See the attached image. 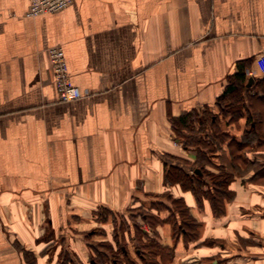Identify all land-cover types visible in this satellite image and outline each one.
I'll use <instances>...</instances> for the list:
<instances>
[{
  "label": "crops",
  "instance_id": "crops-1",
  "mask_svg": "<svg viewBox=\"0 0 264 264\" xmlns=\"http://www.w3.org/2000/svg\"><path fill=\"white\" fill-rule=\"evenodd\" d=\"M29 4L0 0V264H143L149 247L155 264H264V113L218 107L240 72V104L264 107V0ZM57 44L78 100H58ZM204 111L249 144L185 146Z\"/></svg>",
  "mask_w": 264,
  "mask_h": 264
},
{
  "label": "trees",
  "instance_id": "trees-1",
  "mask_svg": "<svg viewBox=\"0 0 264 264\" xmlns=\"http://www.w3.org/2000/svg\"><path fill=\"white\" fill-rule=\"evenodd\" d=\"M245 74L240 72L237 76H236V81L229 84L227 89L225 90L224 94L221 96V98L219 99L218 102V107L220 110L219 114H224V116L226 115H231L230 120L228 121V124L231 123L233 121V119H236L242 112L243 107L245 108V110L248 112L249 116H248V123L249 125H251L252 123H255L256 125L259 124L260 121V117L256 118V116H258L257 114L259 113L260 115L262 114V110L258 109L259 107L256 106L254 109L255 112H253L254 114H252L251 110L249 109L248 106L246 105H241L240 102L242 101L239 95L240 92V88H241V82L245 81ZM247 84H249V80L247 82ZM228 97V98H226ZM227 99H231V103L227 104ZM264 113V112H263ZM204 117L200 118L201 120L198 121L199 125L198 128L200 129H206V134L204 135H197L196 138H194L192 142V140L188 141L186 140L184 145H188L189 143H195L198 147L200 146V144L205 143V145L207 147H209L208 149H217L220 146V143H228L229 146L233 145V146H238L240 147H245L247 146L248 140L247 139V133H245L244 137L241 140H238V138H236L235 136L230 135L228 132L226 131H221V128L219 126V115L218 114H213L209 111H204ZM259 115V116H260ZM193 116V113L187 114L185 116L180 117V120L178 121L179 125H184V126H193V122L191 120V117ZM256 118V119H255ZM197 125V124H196ZM200 149V148H199ZM233 156L234 159L236 156V152L233 149ZM198 155V161H197V168L199 169V172L195 173L193 176L194 178H196V189H201L202 185H203V176L208 175L209 172H207L205 170V163L207 161L210 160V156L209 153L207 151L204 150V148H202ZM212 160H210L207 164H210ZM205 164V165H204ZM228 176L230 174H227ZM202 192V191H201ZM176 203V207L180 210V212L182 211L183 213L186 211L183 203L181 200L177 199L175 200ZM184 215H187V213H185ZM185 219H187V217H185ZM184 226V227H183ZM181 226L182 228H186L185 225ZM149 251V254H147ZM154 247H149L147 248V252H145L143 250V252L138 248V254L139 257L143 260V262L145 264H155L152 263L151 257L150 259L149 256L150 254L152 255V253H154Z\"/></svg>",
  "mask_w": 264,
  "mask_h": 264
},
{
  "label": "built area",
  "instance_id": "built-area-1",
  "mask_svg": "<svg viewBox=\"0 0 264 264\" xmlns=\"http://www.w3.org/2000/svg\"><path fill=\"white\" fill-rule=\"evenodd\" d=\"M73 0H30L26 15L36 17L47 13L61 12L67 9ZM53 72V80L58 93V100L71 102L84 96V92L73 83L69 72L65 49L57 44L47 49ZM259 69L264 72V53L257 60Z\"/></svg>",
  "mask_w": 264,
  "mask_h": 264
},
{
  "label": "rangeland",
  "instance_id": "rangeland-1",
  "mask_svg": "<svg viewBox=\"0 0 264 264\" xmlns=\"http://www.w3.org/2000/svg\"><path fill=\"white\" fill-rule=\"evenodd\" d=\"M263 85H264V84H263ZM259 109H261V110L264 112V107L260 106ZM104 214H105V213H104ZM104 218H105V217H104ZM105 219H106V218H105ZM117 219H118V220H122L120 216L117 217ZM45 235H46V234H45ZM143 264H145V263L143 262Z\"/></svg>",
  "mask_w": 264,
  "mask_h": 264
},
{
  "label": "water",
  "instance_id": "water-1",
  "mask_svg": "<svg viewBox=\"0 0 264 264\" xmlns=\"http://www.w3.org/2000/svg\"><path fill=\"white\" fill-rule=\"evenodd\" d=\"M252 81H253V77H251V78L249 79V84H250Z\"/></svg>",
  "mask_w": 264,
  "mask_h": 264
}]
</instances>
